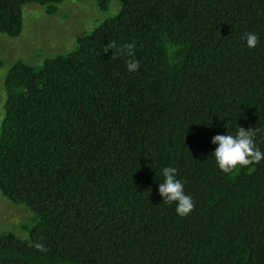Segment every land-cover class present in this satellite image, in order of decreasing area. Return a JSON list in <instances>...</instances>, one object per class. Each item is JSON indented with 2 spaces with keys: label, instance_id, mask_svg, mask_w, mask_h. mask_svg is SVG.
I'll use <instances>...</instances> for the list:
<instances>
[{
  "label": "trees",
  "instance_id": "16d2710c",
  "mask_svg": "<svg viewBox=\"0 0 264 264\" xmlns=\"http://www.w3.org/2000/svg\"><path fill=\"white\" fill-rule=\"evenodd\" d=\"M65 1L0 0V36ZM93 1L118 11L4 76L0 194L34 218L26 239L0 234V264H264V160L225 174L212 143L239 125L264 153V0ZM113 41L135 43L138 71ZM168 166L187 216L159 194Z\"/></svg>",
  "mask_w": 264,
  "mask_h": 264
},
{
  "label": "rangeland",
  "instance_id": "374dc122",
  "mask_svg": "<svg viewBox=\"0 0 264 264\" xmlns=\"http://www.w3.org/2000/svg\"><path fill=\"white\" fill-rule=\"evenodd\" d=\"M117 11V1L102 12L93 0H67L51 16L40 6H25L21 34L17 38L0 36V122L5 99L3 79L13 63L22 61L38 66L47 58L66 54L74 49L79 37L88 34ZM33 218L26 206L14 204L0 194V234L26 239L33 226Z\"/></svg>",
  "mask_w": 264,
  "mask_h": 264
},
{
  "label": "clouds",
  "instance_id": "9594fccd",
  "mask_svg": "<svg viewBox=\"0 0 264 264\" xmlns=\"http://www.w3.org/2000/svg\"><path fill=\"white\" fill-rule=\"evenodd\" d=\"M247 47L254 49L259 43V36L255 33H245ZM112 51L111 59H117L118 56H127V70L135 72L139 70L140 63L135 59V43L117 46L116 42L109 43L104 52ZM258 129H245L242 126L237 127L236 134H224L214 136L212 143L218 144L213 155L218 168L225 174H229L240 167H247L252 164H259L264 160V153L256 146L254 136ZM178 169L175 167H164L162 175L164 180L159 183V194L166 203H176V212L181 217L190 214L195 204L191 196L185 195L184 184L177 179ZM38 251H47L42 242H35L33 245Z\"/></svg>",
  "mask_w": 264,
  "mask_h": 264
}]
</instances>
